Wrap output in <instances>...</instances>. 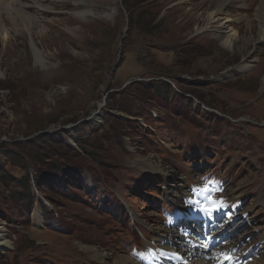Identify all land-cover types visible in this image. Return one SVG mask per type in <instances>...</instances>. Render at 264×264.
<instances>
[{"label":"rangeland","instance_id":"rangeland-1","mask_svg":"<svg viewBox=\"0 0 264 264\" xmlns=\"http://www.w3.org/2000/svg\"><path fill=\"white\" fill-rule=\"evenodd\" d=\"M140 2L42 1L33 38L46 65L33 57L27 22L2 13L0 228L11 244L0 264H114L122 255L222 264L227 247L246 263L264 257L256 12L233 2L202 29L209 0ZM220 24L239 39L234 49L216 35ZM192 184H202V201L222 202L214 228L189 216L206 213L188 207ZM225 205L229 223L218 227ZM149 247L157 255L147 262Z\"/></svg>","mask_w":264,"mask_h":264},{"label":"bare ground","instance_id":"bare-ground-1","mask_svg":"<svg viewBox=\"0 0 264 264\" xmlns=\"http://www.w3.org/2000/svg\"><path fill=\"white\" fill-rule=\"evenodd\" d=\"M42 1L45 2L48 0H0V34H2V32L8 33L7 29L5 28V24L1 18V15L3 12H7L9 14V16L13 17L14 19L19 18V19H22L25 22H27V31L30 33V35L32 37L30 45H31L33 57L35 58L36 63H38L40 65H46L48 58H47V55L45 53V50H43L34 41V38H33V36L37 33L34 30H36L38 27L39 28L43 27V25H44V24L43 25L39 24V23H41V19L43 18V17H39V15H42L43 12L47 11V9L45 8L46 5H43L44 3H42ZM209 1L211 3V7H212V9L209 8V9H211V13H210L211 18L207 22L206 27L204 26L202 29L209 28L210 26H212V24H214L216 22L214 19L216 18L217 14L224 15L225 14L224 13L225 8L227 5H229L233 2H238L242 8L245 7L248 11H255L256 12L255 16L257 17V22H258L259 41L264 42V0H209ZM31 8H34V9H31ZM88 12L90 13V11H87V10H85V11L80 10L77 13L79 16L84 17L86 14H88ZM228 17H231V16H228ZM236 19H238V18H235L234 20H236ZM37 25H38V27H37ZM227 26H228V24H225V25L220 24V25L216 26V28H215L216 35L223 39V45L224 46H229V47L234 49L238 45L239 39L236 36H234V34L231 35L225 31V27H227ZM248 28H249L250 32L253 30V28H254L253 21L248 22ZM41 30H43V29H41ZM38 33H40V32H38ZM44 34H46V33L43 32V35ZM260 59H262V58H260ZM249 64L246 63L245 65H242L241 67L246 68L249 66ZM2 74H4V73H2ZM150 166H151V168H152V166L157 167V164L154 162V160H150ZM260 170H261V168H260ZM211 226L214 228L215 224L211 223ZM206 229L208 230L210 228L206 227ZM10 244H11L10 240L5 238L4 229H2V227H1L0 228V248H2L3 246H9ZM262 244L264 245V243H262ZM93 251L95 253V256L99 259H103L105 256H108V254H102L97 249H93ZM190 254H192V251L187 250V252L185 254H178V256H179L180 260H186V257L188 255L190 256ZM221 256L223 258L221 261L222 264H264V257L259 259L258 261H254V262L251 261L249 263H246L245 262V254L234 253V251L231 249V247H227L222 252ZM225 257H230V258H225ZM165 261L168 264H182L179 261L178 262H176V261L171 262L170 260H168V256H167ZM212 262H213L212 259H211V261H208V262L205 261V263H209V264H212ZM114 264H140V262L136 261L134 258L122 255L118 259L115 260ZM183 264H185V263H183ZM189 264H202V261L197 259V260H195V262H190Z\"/></svg>","mask_w":264,"mask_h":264},{"label":"snow or ice","instance_id":"snow-or-ice-1","mask_svg":"<svg viewBox=\"0 0 264 264\" xmlns=\"http://www.w3.org/2000/svg\"><path fill=\"white\" fill-rule=\"evenodd\" d=\"M222 206H223L222 202L218 203L215 200H212L210 201V204L208 206L203 207L201 210L206 212L208 216L211 217L215 212L219 211ZM185 235H188V234L185 233ZM151 254L153 257L157 255L155 251L152 252ZM225 258H230V257H225Z\"/></svg>","mask_w":264,"mask_h":264},{"label":"trees","instance_id":"trees-1","mask_svg":"<svg viewBox=\"0 0 264 264\" xmlns=\"http://www.w3.org/2000/svg\"><path fill=\"white\" fill-rule=\"evenodd\" d=\"M145 1H147V0H141V2L140 3H143V2H145ZM127 5V4H126Z\"/></svg>","mask_w":264,"mask_h":264},{"label":"water","instance_id":"water-1","mask_svg":"<svg viewBox=\"0 0 264 264\" xmlns=\"http://www.w3.org/2000/svg\"><path fill=\"white\" fill-rule=\"evenodd\" d=\"M89 120V118L86 119V121Z\"/></svg>","mask_w":264,"mask_h":264}]
</instances>
